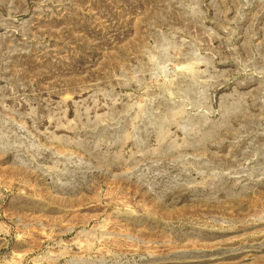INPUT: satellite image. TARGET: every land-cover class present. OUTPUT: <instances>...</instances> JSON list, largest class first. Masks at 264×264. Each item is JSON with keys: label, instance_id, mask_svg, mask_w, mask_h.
I'll return each mask as SVG.
<instances>
[{"label": "rangeland", "instance_id": "1", "mask_svg": "<svg viewBox=\"0 0 264 264\" xmlns=\"http://www.w3.org/2000/svg\"><path fill=\"white\" fill-rule=\"evenodd\" d=\"M0 264H264V0H0Z\"/></svg>", "mask_w": 264, "mask_h": 264}]
</instances>
